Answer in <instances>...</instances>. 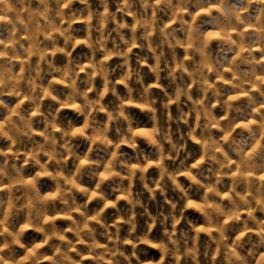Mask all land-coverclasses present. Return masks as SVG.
I'll use <instances>...</instances> for the list:
<instances>
[{
  "label": "clouds",
  "instance_id": "obj_1",
  "mask_svg": "<svg viewBox=\"0 0 264 264\" xmlns=\"http://www.w3.org/2000/svg\"><path fill=\"white\" fill-rule=\"evenodd\" d=\"M0 264H264V0H0Z\"/></svg>",
  "mask_w": 264,
  "mask_h": 264
},
{
  "label": "rangeland",
  "instance_id": "obj_2",
  "mask_svg": "<svg viewBox=\"0 0 264 264\" xmlns=\"http://www.w3.org/2000/svg\"><path fill=\"white\" fill-rule=\"evenodd\" d=\"M135 112V114L137 115V117L141 120V121H144L146 122L147 121V117L146 116H143L141 115L137 110H133ZM64 115H67L68 117H71L73 120H75L77 123L81 122L82 121V118H79L77 119L75 117V115L71 112H66ZM143 131V130H141ZM141 148H144L145 150H148L147 149V146L144 145L142 142H141ZM125 151H128L130 152L131 150H128V149H125ZM49 185V182L48 181H43L42 182V186L43 187H47ZM188 215L193 218V219H196V217L198 216V214H195V213H188ZM58 223H62L61 221H58ZM33 235V233H29L28 236L26 237V239H30ZM142 250H143V253L141 255V258L142 259H149V258H157L159 257V254L155 251V250H152V249H147L145 248L144 246H141Z\"/></svg>",
  "mask_w": 264,
  "mask_h": 264
},
{
  "label": "snow or ice",
  "instance_id": "obj_3",
  "mask_svg": "<svg viewBox=\"0 0 264 264\" xmlns=\"http://www.w3.org/2000/svg\"><path fill=\"white\" fill-rule=\"evenodd\" d=\"M139 134H144L142 131Z\"/></svg>",
  "mask_w": 264,
  "mask_h": 264
}]
</instances>
